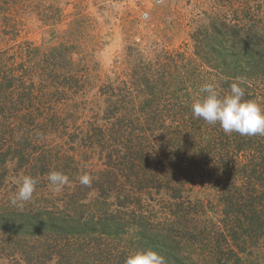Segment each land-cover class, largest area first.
<instances>
[{
	"label": "trees",
	"instance_id": "16d2710c",
	"mask_svg": "<svg viewBox=\"0 0 264 264\" xmlns=\"http://www.w3.org/2000/svg\"><path fill=\"white\" fill-rule=\"evenodd\" d=\"M32 1L0 0V24L14 29ZM204 1L187 43L125 49L121 79L89 75L76 40L46 52L25 43L18 63L0 54V193L9 174L38 180L23 207L10 202L18 186L0 199V254L124 264L152 249L166 264H264V136L226 134L191 110L204 83L221 95L239 83L264 107V0ZM61 102L69 121L81 105L91 117L66 146L49 111ZM51 171L69 177L60 192Z\"/></svg>",
	"mask_w": 264,
	"mask_h": 264
},
{
	"label": "rangeland",
	"instance_id": "374dc122",
	"mask_svg": "<svg viewBox=\"0 0 264 264\" xmlns=\"http://www.w3.org/2000/svg\"><path fill=\"white\" fill-rule=\"evenodd\" d=\"M41 3L42 6L38 7L33 0V8L26 14L13 13L20 18L14 29H6L0 24V54L5 58L15 56L18 63L19 50L25 43L46 52L53 46L71 45L76 40L80 45L76 53H80L86 70L89 66L91 72L109 76L110 79L124 78L121 76L124 64L120 65L119 61L125 49L131 45L145 50L154 47L172 49L187 43L195 15L206 11L208 4L212 5L209 2L204 6V0H41ZM144 13H148L147 19ZM52 14L55 18L48 22ZM78 17L82 18V23L84 20L82 33L80 36L75 33L68 36L70 22ZM81 57L73 55V59ZM91 91L94 93V90ZM83 100V95L77 98L79 102ZM67 106L68 103L61 102L49 108V111L59 110L62 115L60 127L63 141L57 143L65 146L72 138V132L80 134L87 123L91 124L90 113L82 105L77 108L78 115L69 121ZM21 179L15 173L9 174L0 199L7 197L12 189L11 184L18 186ZM37 263L42 262L39 260ZM0 264H35V261L6 252V255L0 254Z\"/></svg>",
	"mask_w": 264,
	"mask_h": 264
},
{
	"label": "clouds",
	"instance_id": "9594fccd",
	"mask_svg": "<svg viewBox=\"0 0 264 264\" xmlns=\"http://www.w3.org/2000/svg\"><path fill=\"white\" fill-rule=\"evenodd\" d=\"M144 18H148V13H144ZM191 110L194 118H202L211 125L218 123L226 134L264 136V107L256 100H246L245 89L239 83H232L226 95L220 94L216 84L204 83ZM47 179L56 192L62 191L69 182V177L59 171H51ZM92 181L93 177L88 173L79 177L80 184L85 186H91ZM37 183V178L23 176L10 202L23 207L25 202L32 200ZM124 264H166V260L152 249H143L129 254Z\"/></svg>",
	"mask_w": 264,
	"mask_h": 264
}]
</instances>
